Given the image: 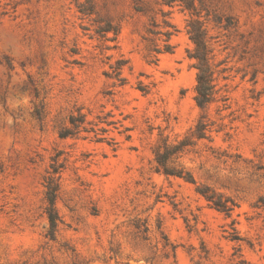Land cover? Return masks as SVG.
Here are the masks:
<instances>
[{
  "label": "rangeland",
  "instance_id": "374dc122",
  "mask_svg": "<svg viewBox=\"0 0 264 264\" xmlns=\"http://www.w3.org/2000/svg\"><path fill=\"white\" fill-rule=\"evenodd\" d=\"M0 264H264V0H2Z\"/></svg>",
  "mask_w": 264,
  "mask_h": 264
},
{
  "label": "trees",
  "instance_id": "16d2710c",
  "mask_svg": "<svg viewBox=\"0 0 264 264\" xmlns=\"http://www.w3.org/2000/svg\"><path fill=\"white\" fill-rule=\"evenodd\" d=\"M2 0H0L1 2ZM191 7V6H188ZM188 33L191 40L195 44V49L191 53V57L197 60L195 66L198 69L197 74V85H196V96L195 99L198 105L205 108L214 99L216 91L215 84V71L212 64L213 59V49L209 44V39L207 35V29L204 27V22L198 18H193L188 24ZM74 122V118H72ZM200 123L198 126H201ZM71 132L67 131L62 135H69ZM200 136H204L201 132ZM181 145L166 146L163 152H158L157 161L159 163V170L164 171L166 174L177 175L182 177L194 184L197 183L193 174L190 172H184V170H174L167 166L168 160L171 156L180 149ZM198 191L203 194L206 199L213 204L217 209L226 211L228 206L226 204L227 200H224L222 195L215 192L211 187L207 185L198 186ZM48 213L52 225V230L55 229L57 225L58 213L56 210V196H57V186H48Z\"/></svg>",
  "mask_w": 264,
  "mask_h": 264
}]
</instances>
